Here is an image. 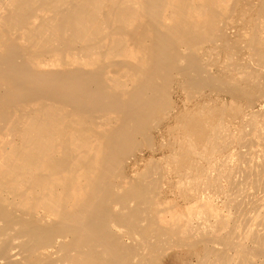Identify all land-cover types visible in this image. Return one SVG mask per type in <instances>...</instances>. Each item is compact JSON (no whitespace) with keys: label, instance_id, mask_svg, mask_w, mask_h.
<instances>
[{"label":"bare ground","instance_id":"obj_1","mask_svg":"<svg viewBox=\"0 0 264 264\" xmlns=\"http://www.w3.org/2000/svg\"><path fill=\"white\" fill-rule=\"evenodd\" d=\"M172 83L247 109L181 118L182 203L125 175ZM263 95L264 0H0V264H264Z\"/></svg>","mask_w":264,"mask_h":264},{"label":"rangeland","instance_id":"obj_2","mask_svg":"<svg viewBox=\"0 0 264 264\" xmlns=\"http://www.w3.org/2000/svg\"><path fill=\"white\" fill-rule=\"evenodd\" d=\"M60 9H58V11H64L65 8L63 9L62 7ZM231 37H233V35H231ZM217 53L218 54L215 55H209V58L211 57L214 59L215 57L218 65H220L224 62L226 55L224 52ZM46 56H48V54ZM238 59L242 64L247 62L246 57L242 54L239 55ZM169 90L170 103H172L171 106L174 108L173 113L165 116L164 119L161 120L162 124L160 128L154 131V133L150 136L149 141H141L138 143L141 149L136 153L133 160L129 162L127 168L125 169V175L127 177H133L136 174L139 175L141 172L143 173L144 170L159 168L158 171L162 170L159 171V173L165 175L166 173H169V175H166L165 189L169 192L168 195L165 193L166 198L170 201L182 203V199L179 194L182 190L185 192L184 188L186 187L182 186L183 188H181V186H179V188H177V177L174 173H172V165H169V156L172 152L179 148V141L181 140H179V137H181L179 136V133L180 135L183 133L177 129V126L180 128L181 118L185 115H190V113H192L199 104L208 105L210 109H227L231 105H234L244 113L247 109L244 100L236 99L227 92L214 93L205 89L201 93L197 94L188 88L182 87L179 83H172L169 86ZM253 95L257 96L256 92H253ZM252 111L260 112L262 114L264 113V95L256 102ZM165 113H167V111ZM234 129L235 128L231 126L226 133L230 136V134L234 133ZM229 153L230 151H226L223 153V156H227ZM179 189L181 191H179ZM181 257V254H177L172 260H169L167 264H181L183 262Z\"/></svg>","mask_w":264,"mask_h":264}]
</instances>
